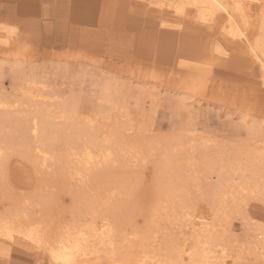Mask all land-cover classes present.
I'll list each match as a JSON object with an SVG mask.
<instances>
[{"label": "rangeland", "instance_id": "374dc122", "mask_svg": "<svg viewBox=\"0 0 264 264\" xmlns=\"http://www.w3.org/2000/svg\"><path fill=\"white\" fill-rule=\"evenodd\" d=\"M147 4L144 6L135 0H0V26L12 33L7 36L8 44H0V95L15 100L11 99L14 101L13 108L0 113L13 118L18 116L21 119L16 120L25 121V114L30 115L37 107L41 108V115L48 119L46 127L55 129V134L51 136L54 137L56 155L54 162L33 167L31 161L22 158L27 152L32 154V141H28L26 133L20 136L14 133V142L1 145L5 146L0 156L1 213L9 212L16 206L27 216L37 215L34 217L42 221L47 217L44 223L50 219H62L69 223L73 220L88 221L92 215L101 218L103 213L94 208V202L102 205L109 200L98 198V193L104 192V187L108 185H122L123 178L114 175L115 172H122L129 173L131 178L135 175L133 179L137 182L133 188L138 187L131 188L129 195L132 202L131 212L127 214L132 220L129 230L136 227L139 231L156 232L153 235L157 243L163 238L172 243H181L192 236V222L198 219L203 226L211 222L213 208L208 202V187L213 175H209L207 165L211 160H216L214 157L219 156L216 151L221 147L228 150L239 140L258 141L259 135L264 132V88L260 85V69L245 55L235 60L232 57L234 44L222 40L218 35L211 39V46L201 56L195 55L191 43L194 32H200L198 22L189 24L192 20L190 16L186 21L182 17L170 16V13L159 15L156 9L149 8ZM242 6L248 18V36L254 35L264 12V2L243 0ZM179 43L185 44L183 55L179 52ZM21 89L33 98L29 99L31 97ZM23 94L27 98L22 97ZM57 101L59 109L65 104L84 115L100 113L97 126L104 128L99 135L100 141L112 135L115 129L129 127L132 130L123 132V139L127 141L125 144L142 150L133 151L123 146L121 139L120 143L113 145L115 156L108 169L102 161L95 166L98 167L96 170L92 166H83L78 160L70 165L71 138L75 129L68 128L70 121L64 126L58 118ZM126 115H130L129 119ZM142 128L144 133L140 136L138 132ZM21 143L26 147L19 145ZM215 143L221 147H213ZM100 146L103 147V144ZM134 152H138V156L144 155L146 160L141 161L140 157L134 156ZM63 167L80 170L88 180L87 185L61 181L59 176L63 175ZM186 178H191V181L188 183L190 186L185 187L186 198L183 196L185 208L180 214V217L184 215L180 218L182 224L170 217L171 209L179 210L174 197L164 200L162 206L165 208L157 215L149 211L140 213V209L145 211L142 203L146 202L149 187L176 184ZM51 185L52 192L57 188L53 193L49 191ZM95 188L98 193L93 192ZM43 196L53 202L46 198L45 204L50 207L40 202L41 208H38ZM120 201L115 194L109 203L119 205ZM30 202L38 205L31 206ZM27 204L30 209L26 207ZM239 207L237 214L228 219L229 224L221 219L218 222L220 226L215 225L217 233L214 236L223 244H231L229 235L233 239H244L255 221L256 224L257 221L264 223V209L260 201L249 198ZM39 209L41 213H37ZM117 213L118 223L122 218L120 212ZM165 215L171 219L166 220ZM244 262L251 264L253 260ZM0 264H50V261L43 251L31 248L25 239H16L0 244Z\"/></svg>", "mask_w": 264, "mask_h": 264}, {"label": "bare ground", "instance_id": "6f19581e", "mask_svg": "<svg viewBox=\"0 0 264 264\" xmlns=\"http://www.w3.org/2000/svg\"><path fill=\"white\" fill-rule=\"evenodd\" d=\"M242 1L243 0H135L136 3L142 4L144 6L145 4L148 3L146 6L148 7L150 6L151 8L156 9L159 15H168V13H170L171 14L170 16L180 17V18L182 17L185 18V20L190 16L192 20L190 21L189 24H191L194 21L198 22L196 24H198L200 32L193 31L194 37H193V42L191 43V47L193 48L192 53H194L197 56H199L202 52L206 51L207 48L211 46V39L215 35L221 37L222 40L233 43L234 50L232 57L235 60H237V58L242 59V56L245 55L255 64H257V66L260 69V77H261L260 85L263 86L264 88V12L259 22V26L256 31V34L248 36L250 32L249 23L247 20L248 18L245 15L246 13L244 11V8L242 6ZM182 20L184 21V19ZM8 30L6 27L0 26V44H8L9 41L7 36L12 35L11 31ZM178 47L180 54L183 55L186 50L185 44L179 43ZM24 94L30 96L31 98L29 99L33 98L32 95L27 91H25ZM24 94L22 97H25ZM27 96L25 98H27ZM11 99H12L11 97L8 98L6 96L0 95V112L4 113L6 110H9L14 107L15 100L14 98L12 99L14 101H12ZM58 103L59 101H57V104ZM64 105H62L61 109H59L60 105L58 104L57 106L59 109L58 113H60V115L59 116L56 115V118L58 116V118H60V120L63 121V123L62 122L60 123H62L64 126H66V123L70 121V125L68 126V128L70 130L75 129V132L71 138L72 159L68 161V163L71 165L72 161L78 160L83 164V166L84 165L87 167L92 166L93 170H96L95 168H98L95 166H98L99 164L102 163L104 164V167L106 166V168L108 169V167L110 166L109 163L113 162L112 159L114 155L113 152L114 143L115 144L118 142L120 143L121 139H123L124 137L123 132L132 129H128L129 127L125 129H115L113 130L112 135H110L109 137L106 136L100 141L98 140L99 135L103 133L102 129H104V128L100 129V127L97 126V121L99 119L98 115H100V113L99 114L94 113V115L92 116L86 114L84 115L82 112H77V109H74L73 106L71 105L64 106ZM51 106H53V104ZM37 108L33 110L35 111L34 113L30 115L29 113L28 115L25 114L26 115L24 116L25 121H19L21 118H18V116L16 118L15 117L13 118L10 117V115L8 116V114L0 113V156L3 154L4 151L2 152V149L5 147V146L2 147L1 145L3 143L4 144L11 143L12 141L14 142V140H16L14 137V133L18 136H20L21 133L24 134L26 133L29 138L28 141L29 142L32 141V154H29V152H27L22 156V158L27 161L29 160V162L31 161L33 167L37 166V168L38 166L41 167L46 166L49 162H54V160L56 159L55 158L56 155L54 153L55 144L53 143L54 137L52 138L51 135L55 134V129H52L51 126L48 128L46 127L47 124H49L47 122L48 119L46 118L47 119L46 120L45 118H43L40 112V110L42 109L39 108L40 109L39 110ZM12 112L9 113L12 114ZM20 113H22V111ZM103 113H105V111ZM107 115L111 116V114H107ZM126 116H127L126 118H128V116L130 115H126ZM53 117L55 118V115H53ZM78 119H80L79 122L77 121ZM107 119H109V117ZM121 127L122 126H120V128ZM143 129L144 128L140 129L138 132L140 136H143L144 133ZM148 130L149 128H147V131ZM148 135L150 136V133ZM148 135L147 137L149 138ZM153 138L154 137H152V139ZM125 142L127 141H124L123 139L121 143H123L124 145L123 144L122 145L130 148L133 151L142 150V149L138 150V147L135 148V146L132 145L129 146L128 144H125ZM100 144H103V147H101ZM19 145L23 146L22 143ZM213 147L219 148L221 147V145L218 144L216 145L215 143ZM164 149L167 148L164 147ZM223 149L224 147L218 149V151L216 152H218L219 156L216 155L214 157V159L216 160H211L209 166L207 165V170L209 171V175L210 176L213 175L211 176L213 179L212 183L208 187L210 192L209 194L210 201H208L209 199H207V201L210 202L211 207L213 208L211 209L213 210L211 222L205 224L204 226L200 224V221L198 219L197 221L192 222V226H191L192 236L188 237V239L183 238L184 240H182V242L179 241L181 239L180 237H178L179 238L178 241L181 243L169 242L167 238H163L159 243H157V240L155 239L156 236H154L156 235V232H151V230L149 232L142 230L139 231L138 228L136 227H132L131 230L128 229V227L130 228V226L132 225L131 218L127 216V214L131 212L129 211V209L132 207V202L129 201L130 199L129 195L131 194V188H133V185H136L137 180L133 179L135 178V175H133L134 177L131 178L129 177V173L127 175L122 172H115L114 174L115 176H120L119 177L120 179L123 178L122 185H119V183L118 185H114L112 187L108 185L107 188L104 187L106 190L102 193H98L96 188L95 190H93L94 193H98L100 195L98 198L100 197L108 198L109 202L113 200L115 194L118 195L121 199L120 201L121 203L119 205L110 204L109 202L108 203L105 202L102 205H96L97 201L94 202L93 205L95 206L94 208H97L100 213H103L101 218H98L96 215H92V219L88 221L73 220L72 222L69 223L62 221V219L61 220L50 219V221H47L48 223H44L47 217L44 218V221H42L38 217L37 218L34 217L37 215H34L32 217L29 215L27 216L22 211H20L19 207L17 208L16 206L15 207L13 206L11 208V211L9 210V212L7 211H5L4 213L0 212V244H3L4 242L11 243L16 239H25L29 243L31 248H37L43 251L48 257L50 264H244L246 263L244 261H246L247 259L248 260L252 259L254 264H264V223H262V221H257L258 224H256L255 221L253 225L251 226L249 225L250 228L252 227V229L247 230V232L244 235V239L240 238L242 240H240L239 238L233 239L232 236L228 234L229 237L231 238V240L229 239L231 241V244H227V243L223 244L222 241L218 240L216 236H214L217 233L216 226L219 224L218 222L221 221V219H224L226 222L228 221V219H232L233 216L237 214V208H241L239 206L244 202V200L252 198L253 200L255 199L256 201H260L261 206L264 209V132L259 135L258 141L251 139L246 141L239 140V142L230 145L228 147V150H223ZM124 151L126 150L124 149ZM128 151L130 152V150ZM134 153H133L134 156H136L137 155L136 153L138 152H134ZM136 157L137 158L140 157L141 161L146 160V157L144 155L141 156L137 155ZM37 168H35V170ZM127 168L130 169L129 167ZM63 169H64L63 175L59 176L61 181L65 182L68 180L69 182H72L73 185L79 184V186L87 185L88 180L83 176L80 170L78 169L71 170L69 167H63ZM130 172L132 171L130 170ZM191 176H193V174ZM105 177L107 176H104V178ZM190 179L191 178H186V180H179L176 184H170V183L167 185L160 184L158 188L149 187L146 190V196H147L146 202L144 201L142 203V206L144 207L143 209L145 211L143 210L141 211L140 209L139 210L140 213L149 211L151 214L157 215V213H160L161 209L165 208V206H162L164 200L168 197H174L173 199H176L177 205L179 206V210H175L174 208L173 210L171 209L172 213L170 214V217L172 219L175 218V220L178 219L179 222L181 223L182 221L180 220V218L184 217V215H181L180 217V214L182 213L181 210L185 208L184 207V197L186 191L185 187L189 185L188 183ZM42 182L43 181H41L40 183ZM103 184L104 183H102V185ZM40 185L41 184H39V186ZM194 185H196V183ZM56 187L58 186H55V188ZM37 188H36L37 191H39V189L41 190L40 187L39 189ZM51 189H52V185L49 190L50 192H52ZM56 189H54L53 192ZM46 191L44 193H46ZM207 191H205V193ZM47 194L48 192L46 193V195ZM36 196L34 198H36ZM46 198H47L46 196H43L40 199L41 201H39V204L41 202L43 203V205H47L45 204ZM100 201L102 200L100 199ZM207 201L205 202L207 203ZM20 202L21 203L23 202V205L25 204L24 201H20ZM27 205L28 206L26 207H29L28 209H30L31 207L29 206V204ZM33 205H36V203H34ZM249 205L250 204H248V206ZM49 207L47 209H49ZM38 208H41V204L40 207ZM43 210L44 209L42 208V211ZM117 211L120 212V216L122 218V220L118 223L116 222V218L119 215ZM39 212L41 213L40 209L37 213ZM46 212L44 213V215H46ZM40 215L42 216L43 213L39 214V216ZM176 215L178 218H176ZM134 216L136 217V215ZM141 217H143V215ZM165 217L166 220L169 218L166 215ZM224 222L222 224H224ZM229 223L230 222L228 221L227 224ZM206 225L208 227H205ZM218 226H220V224ZM219 230L221 231V229ZM173 236L176 237L175 235ZM174 237L173 239H175ZM232 242L233 244L235 243V245H233ZM155 244L156 246H154ZM253 262H251V264Z\"/></svg>", "mask_w": 264, "mask_h": 264}]
</instances>
